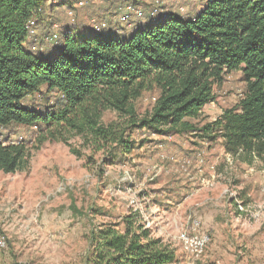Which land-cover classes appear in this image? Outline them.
I'll list each match as a JSON object with an SVG mask.
<instances>
[{"label": "trees", "instance_id": "16d2710c", "mask_svg": "<svg viewBox=\"0 0 264 264\" xmlns=\"http://www.w3.org/2000/svg\"><path fill=\"white\" fill-rule=\"evenodd\" d=\"M202 2L192 16L146 11L126 38L116 30L96 32L89 24L67 25L54 49L47 50L44 41L53 31L47 25L45 34L37 30L56 1L0 0V127L38 126L39 142L86 136L98 149L107 148L109 163L132 151L131 137L139 129L162 136L201 130L204 137L222 138L226 152L239 155L242 163L264 157V0ZM232 71H242L245 96L196 129L189 119L215 101L214 85ZM154 87L159 96L140 116L135 102ZM44 88L59 94L56 109L30 104ZM107 110L120 120L103 123ZM31 157L27 142L0 140L3 172L27 169ZM93 242L91 264H171L174 259L139 211L101 227Z\"/></svg>", "mask_w": 264, "mask_h": 264}, {"label": "rangeland", "instance_id": "374dc122", "mask_svg": "<svg viewBox=\"0 0 264 264\" xmlns=\"http://www.w3.org/2000/svg\"><path fill=\"white\" fill-rule=\"evenodd\" d=\"M48 7L47 22L37 33H61L67 25H90L91 19L107 21L121 37H129L119 17L127 0H87L80 8ZM147 13H198L202 0H133ZM63 3V4H62ZM62 4V5H61ZM72 10L75 21L68 11ZM136 21V19H135ZM119 29V31H117ZM124 30V32H122ZM46 30L44 31V34ZM54 49V43L47 44ZM215 101L198 118L189 119L201 129L219 119L245 96L242 71L224 75L214 85ZM159 96L154 87L135 104L140 116L149 113ZM57 93L43 89L30 100L37 109H56ZM119 121L114 111L103 113L102 122ZM39 127H0V140L25 141L32 148L27 169L15 173L0 170V264H91L94 235L103 226L121 222L139 211L151 228L174 251L171 264H264V157L252 164L240 161L224 148L218 137H204L201 130L160 135L136 130L132 151L119 162L105 161L107 148L89 137L66 134L65 140L39 142ZM239 159V160H238ZM202 160V162H201ZM205 232L210 242L201 257L184 247L180 236Z\"/></svg>", "mask_w": 264, "mask_h": 264}, {"label": "built area", "instance_id": "2783aa9c", "mask_svg": "<svg viewBox=\"0 0 264 264\" xmlns=\"http://www.w3.org/2000/svg\"><path fill=\"white\" fill-rule=\"evenodd\" d=\"M88 3L87 0H74V7L80 8L85 6ZM160 12L157 6H153L150 10L151 15H157ZM181 12H185L184 8H181ZM146 11L136 3L126 2L122 8L121 15L119 17V21L121 24L128 25L130 28H126L127 31H132L134 29V21L135 19H140L144 17ZM68 16L71 21H75V15H73L72 10L68 11ZM90 25L92 26L93 30L96 32H104L105 30L111 27V24L107 21H97L96 19L92 18ZM119 31V29H117ZM32 33L34 31H31ZM124 32V30H122ZM59 39V32L54 31L51 35L47 38L48 43H57ZM36 49V47H34ZM21 141V140H20ZM18 142V141H17ZM202 162V160H201ZM199 223L197 220H194V232L192 233H183L180 236V239L186 248V250L192 253L195 257H201L209 242L210 236L205 232H197V227ZM5 245V241L2 237H0V247Z\"/></svg>", "mask_w": 264, "mask_h": 264}]
</instances>
